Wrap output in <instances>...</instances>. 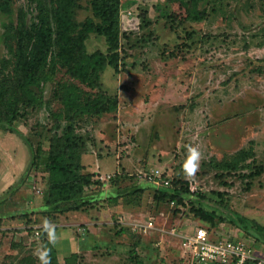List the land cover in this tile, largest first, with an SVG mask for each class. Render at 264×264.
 Returning a JSON list of instances; mask_svg holds the SVG:
<instances>
[{
	"label": "rangeland",
	"instance_id": "1",
	"mask_svg": "<svg viewBox=\"0 0 264 264\" xmlns=\"http://www.w3.org/2000/svg\"><path fill=\"white\" fill-rule=\"evenodd\" d=\"M92 1L79 0L78 21L94 17ZM21 7L31 21L36 12L29 0H14L15 11ZM200 8L208 17L194 21L167 0H123L121 26L128 36L120 53L128 70L110 67L101 90L86 87L92 94L117 95L119 108L74 122L83 171L105 181L87 188V195H101L92 206L45 218L47 158L29 169L32 154L24 137L0 128V176L5 165L16 173L10 184L0 180V264H58L74 255L77 264H183L182 244L161 229L193 233L201 222L193 209L201 204L162 200L163 184L151 178L161 173L171 184L187 180L191 192L204 193L224 217H247L237 224L220 221L215 236L248 237L264 249L258 229L264 225V172L244 177L264 165V0H203ZM172 10L177 17L169 16ZM5 20L0 13V58L7 54ZM86 42L90 52L108 47L97 32ZM72 80L60 69L39 89L42 102L16 122L36 149L49 152L69 124L54 115L63 110L54 89ZM189 146L202 154L191 177L184 168ZM137 186L144 191L114 197ZM135 219L153 220L157 228L134 229L129 222ZM33 224L39 234L36 226L29 228Z\"/></svg>",
	"mask_w": 264,
	"mask_h": 264
},
{
	"label": "trees",
	"instance_id": "2",
	"mask_svg": "<svg viewBox=\"0 0 264 264\" xmlns=\"http://www.w3.org/2000/svg\"><path fill=\"white\" fill-rule=\"evenodd\" d=\"M167 1L184 9L186 19L201 21L208 17V12L200 8L203 0ZM92 2L94 17L78 21L77 12L82 7L79 0H29L36 12L29 21L27 8L21 7L16 12L14 0H0V13L7 17L3 23L2 35L7 54L0 58V128L17 132L24 137L32 154L29 169L31 166L39 168L47 158L44 163L51 179L42 212L48 219L58 213L92 206L101 195L89 196L85 193L87 188H99L105 184L100 177H96L98 173L83 171L85 168L80 160L83 147L79 140L81 134L75 132L74 122L80 116H102L117 112L120 104L117 95L111 96L101 91L92 94L86 87L101 90L102 74L110 67L116 72L128 70L120 53L121 39L128 35L122 33L120 12L123 0ZM177 14L178 11L172 10L169 16L175 18ZM149 22L150 20L147 24ZM92 32L105 37L108 45L106 51H88L86 40ZM60 69H65L73 80L57 82L54 95L63 110L60 113L54 112V115L66 119L69 124L63 128V133L57 136L55 142L51 143L50 151L46 152L40 150L41 147L36 149L33 142L17 130L16 122L25 117L29 109L42 102L39 89L53 81ZM58 126L60 128V124ZM229 166L238 167L236 163ZM263 172L264 165H260L257 170L245 173L244 177L253 178ZM177 182L170 186H160L159 197L180 205H186L187 199L197 201L201 206L193 209V212L201 220L199 225L207 227L209 231H215L224 219L233 224L247 219L240 213L224 217L204 193L191 192L187 180L181 181L180 185ZM142 191L143 186L124 188L114 197ZM36 225H30L29 228ZM241 225L244 229L248 228L245 224ZM258 229L264 232V225L258 224ZM176 239L181 244L179 238ZM53 254L56 255L55 250ZM58 264H77L76 255Z\"/></svg>",
	"mask_w": 264,
	"mask_h": 264
},
{
	"label": "built area",
	"instance_id": "3",
	"mask_svg": "<svg viewBox=\"0 0 264 264\" xmlns=\"http://www.w3.org/2000/svg\"><path fill=\"white\" fill-rule=\"evenodd\" d=\"M127 14H133V10L129 9ZM162 174L153 175L151 178L157 183L162 182L163 185H170L169 179L162 181ZM129 224L134 229L145 232L157 228L153 220L135 219ZM35 229L39 234L37 226ZM161 230L181 241L185 250L183 264H264V256L261 255L264 249H258L256 243L248 237L215 236L214 231L211 232L207 227L200 225L193 233H182L175 228Z\"/></svg>",
	"mask_w": 264,
	"mask_h": 264
},
{
	"label": "clouds",
	"instance_id": "4",
	"mask_svg": "<svg viewBox=\"0 0 264 264\" xmlns=\"http://www.w3.org/2000/svg\"><path fill=\"white\" fill-rule=\"evenodd\" d=\"M201 155L197 147L189 146L188 157L184 166L185 172L189 177L194 176L195 172L198 170Z\"/></svg>",
	"mask_w": 264,
	"mask_h": 264
},
{
	"label": "crops",
	"instance_id": "5",
	"mask_svg": "<svg viewBox=\"0 0 264 264\" xmlns=\"http://www.w3.org/2000/svg\"><path fill=\"white\" fill-rule=\"evenodd\" d=\"M0 132H2L3 134H1L0 133V135H3L4 136V132L3 131H1L0 130ZM6 136V135H5ZM27 147V146H26ZM6 153H8V152H6ZM6 160H7V158H5V162H6ZM3 163H4V161H3ZM5 169H4V171L2 172V177H1V179L0 180H2L3 179V184H7L8 182H9V184H10V181H8V180H12V179H14L15 178V172H13V171H10L9 169V167L7 166V165H5Z\"/></svg>",
	"mask_w": 264,
	"mask_h": 264
}]
</instances>
